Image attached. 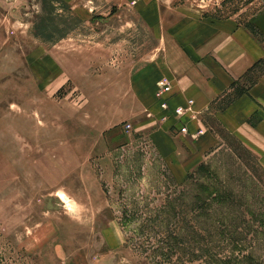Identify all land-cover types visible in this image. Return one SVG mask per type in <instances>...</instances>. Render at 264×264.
<instances>
[{"label": "rangeland", "instance_id": "rangeland-1", "mask_svg": "<svg viewBox=\"0 0 264 264\" xmlns=\"http://www.w3.org/2000/svg\"><path fill=\"white\" fill-rule=\"evenodd\" d=\"M178 12L230 19L264 49V0H0V264H264L257 157L192 99L135 93Z\"/></svg>", "mask_w": 264, "mask_h": 264}, {"label": "crops", "instance_id": "crops-1", "mask_svg": "<svg viewBox=\"0 0 264 264\" xmlns=\"http://www.w3.org/2000/svg\"><path fill=\"white\" fill-rule=\"evenodd\" d=\"M136 5L137 11L148 20L144 13L150 11L147 10L149 4L141 1ZM178 13L181 15H175L177 20L173 24L157 27L156 59L153 57L133 76L139 101L144 106L156 107L154 93L158 82L168 79L170 107L183 106L192 99L199 122L205 114L211 113L223 129L236 137L264 167V72L226 105L212 107L215 99L231 90L235 81L264 58L261 43L230 19L193 18ZM251 23L264 35V16ZM186 119L190 120L189 117ZM197 137L201 152L212 147L210 133Z\"/></svg>", "mask_w": 264, "mask_h": 264}, {"label": "built area", "instance_id": "built-area-1", "mask_svg": "<svg viewBox=\"0 0 264 264\" xmlns=\"http://www.w3.org/2000/svg\"><path fill=\"white\" fill-rule=\"evenodd\" d=\"M170 83L167 79H162L160 82H159V86H158V89H157V92H156V95H157V98L158 99H164L165 98V95L171 90V87H170ZM189 103L190 104H193V101L192 100H189ZM163 106L165 107V104H163ZM176 112L178 114H181L183 115V108L179 107V108H176L175 109ZM183 131H186V129L184 128H181ZM200 134H203V131L202 130H198L195 135H200Z\"/></svg>", "mask_w": 264, "mask_h": 264}, {"label": "bare ground", "instance_id": "bare-ground-1", "mask_svg": "<svg viewBox=\"0 0 264 264\" xmlns=\"http://www.w3.org/2000/svg\"><path fill=\"white\" fill-rule=\"evenodd\" d=\"M158 86H159V82H158V85H157V89H158ZM157 89H156V90H157Z\"/></svg>", "mask_w": 264, "mask_h": 264}, {"label": "trees", "instance_id": "trees-1", "mask_svg": "<svg viewBox=\"0 0 264 264\" xmlns=\"http://www.w3.org/2000/svg\"><path fill=\"white\" fill-rule=\"evenodd\" d=\"M259 62H260V61H259ZM257 64H258V63H257ZM257 64H256V65H257ZM256 65H255V66H256Z\"/></svg>", "mask_w": 264, "mask_h": 264}]
</instances>
